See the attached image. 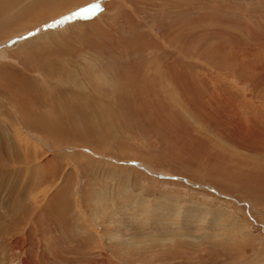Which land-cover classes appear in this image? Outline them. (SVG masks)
Returning a JSON list of instances; mask_svg holds the SVG:
<instances>
[{"label": "rangeland", "instance_id": "1", "mask_svg": "<svg viewBox=\"0 0 264 264\" xmlns=\"http://www.w3.org/2000/svg\"><path fill=\"white\" fill-rule=\"evenodd\" d=\"M17 2L0 66L35 77L19 48L31 41L70 67L123 60L133 100H119V121L62 116L80 135L98 124L95 149L60 133L46 148L17 119L8 124L13 104L0 108V264H264V0ZM1 74L0 95L19 92L18 108L37 111Z\"/></svg>", "mask_w": 264, "mask_h": 264}, {"label": "bare ground", "instance_id": "2", "mask_svg": "<svg viewBox=\"0 0 264 264\" xmlns=\"http://www.w3.org/2000/svg\"><path fill=\"white\" fill-rule=\"evenodd\" d=\"M13 1L14 0H0V35L4 33L3 29H7L8 18H10V16L13 15L11 14L9 16V12L11 10L8 8V5H10V3ZM19 1L22 0H18V2ZM64 1H67L69 2L68 4H71L75 0H64ZM10 7L12 6L10 5ZM16 7L18 6H15V8ZM48 35L49 34L46 33L45 35L40 36L41 38L40 37L39 38L42 39L47 37ZM48 44H50V42H48ZM25 47L27 48V50L23 51L22 49L23 48L25 49ZM45 47H46V42H39V41L37 42L31 41L28 45H24V47H19L21 48L20 51L22 50L20 55L22 56L24 55V58L27 56H29L30 58L32 57L31 59L34 61L33 65L24 66L22 64L23 69H25L26 72L35 73V77H33V75H26V73H22L15 68H8L7 66H3V65L0 66V70L2 73L1 75H4L3 74L4 72L8 73L7 77L6 76H5L6 78L4 77L5 78L4 83L8 82L7 88H10L12 92L13 91L16 92V89H14V87L18 88L23 94H25L27 101L30 102L36 108H38V110L34 111L31 107H21V106H20L21 109L18 108V105H24V99L19 92L16 94L17 96L20 97V99L13 98L11 102H9L8 99H5L3 95H0V101H1L0 108H2L3 114L6 115L8 114V103L13 104L14 108L16 109L15 111H17L18 114L17 116L15 115L16 117L15 116L13 117L12 115L13 118H9V120H11L12 123L8 121L9 122L8 124L11 126H16V122L14 120L17 119L18 123L21 124V126H23L24 128H26L28 132L39 134L42 137L43 139L42 142L46 146V148L51 149V145L47 141V139L51 140L55 134L60 133L66 139H75L76 140L75 142H78L81 146L86 145L87 147H91V149L92 148L95 149L96 147H92V145L94 144L93 140L95 137H93V139H91L90 137L93 135V133H96L94 131H97L96 129L98 127V124L94 125L95 127L93 131H92L93 126L92 128H89L88 126H85L83 128L81 127L82 128L81 131L83 133H81L80 135L75 131L72 132L70 130L64 129L65 126L67 128L70 127V129H72L73 124L65 121H60V119L62 118V116L64 117V115L70 116L69 112L72 111V113H74L78 117H84L86 116V114H90L95 118H97L99 121H101L102 118H105L106 115L118 121L123 120V119H116V118H122L121 114L116 113V112H121L119 100L129 96L123 88L124 86L127 87V85L124 83L125 80L124 72L127 73V70L125 71L122 67L123 65L121 61L123 60L119 61L121 63V65H118L119 67L116 66L115 68H112L110 70H107L106 67L103 66V64H98L99 66L98 68H100V70L98 68L89 67L85 60H83L82 62L83 67L79 60L78 63H76L78 67H70L68 66L69 64L61 65L62 60H60V58L58 59L56 56H54V54L53 56L56 57L57 59L55 58L52 59V57L50 56H43L42 52L43 49H45ZM50 51L51 50H49L48 52ZM62 53H63V49H62ZM71 53H73V51ZM74 72H77V74H72ZM42 74H46L47 77L40 76ZM82 76L86 78L87 82L81 81V79H79ZM56 85L57 86L60 85L61 88L66 87L67 89L66 91L67 93H69V95L64 96L63 95L64 93H62L61 89L59 91L53 88L54 86L56 87ZM84 89H88L89 91L88 92L89 94L87 96H85L86 94H84V96L81 94V92ZM93 93L96 94L94 95ZM75 98L76 100L72 102V100ZM129 99L130 101H132L133 97L129 96ZM70 103L71 104L73 103L71 105V109L67 108V106L70 105ZM130 103L133 106V102ZM53 106L55 107V109L58 110V112L54 109ZM135 111L136 110L132 108L131 111L129 112L130 116L127 117H130L131 119L136 118L137 111L136 112ZM12 113H14V110ZM1 119L2 118L0 117V120ZM6 124H2V122L0 123V169H1L0 180L6 178L8 174L7 172L8 169H6V166L8 167V144L7 141L4 139L6 135H8V125ZM69 125H71L72 127ZM106 130L108 129L106 128ZM97 133H96V135L98 136L97 138L99 140H102L103 137H100ZM117 138L119 137H116V135L115 137H113V139L109 138L108 136V141L112 142L113 145H115L117 144V142L115 141L117 140ZM68 142H70V140H68ZM43 171H41V173ZM48 176L47 174H45L43 178H41V180L44 181L49 179ZM51 176H52L51 178H53L55 177V174ZM57 194L59 195L62 194V190L56 192V194L51 199L59 197Z\"/></svg>", "mask_w": 264, "mask_h": 264}, {"label": "water", "instance_id": "3", "mask_svg": "<svg viewBox=\"0 0 264 264\" xmlns=\"http://www.w3.org/2000/svg\"><path fill=\"white\" fill-rule=\"evenodd\" d=\"M33 34H35L34 31H33V32H30V33H28V34H25L24 36L21 37V39L26 38V37H28V36H30V35H33ZM16 42H18V39L11 41L9 44H7V46H8V45L10 46L11 44H14V43H16Z\"/></svg>", "mask_w": 264, "mask_h": 264}]
</instances>
